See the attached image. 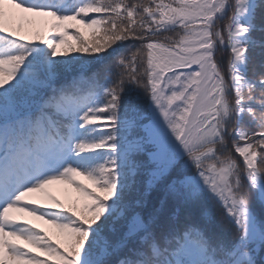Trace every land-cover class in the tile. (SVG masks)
<instances>
[{
  "label": "snow or ice",
  "instance_id": "snow-or-ice-1",
  "mask_svg": "<svg viewBox=\"0 0 264 264\" xmlns=\"http://www.w3.org/2000/svg\"><path fill=\"white\" fill-rule=\"evenodd\" d=\"M0 264H264V0H0Z\"/></svg>",
  "mask_w": 264,
  "mask_h": 264
},
{
  "label": "rangeland",
  "instance_id": "rangeland-1",
  "mask_svg": "<svg viewBox=\"0 0 264 264\" xmlns=\"http://www.w3.org/2000/svg\"><path fill=\"white\" fill-rule=\"evenodd\" d=\"M47 192L49 195L55 197L56 199L61 200V202L64 203L65 205L70 202V200L72 199V195H73V193H71L70 190L68 193H66L63 186H57V185L50 186ZM32 199H33L32 206L50 203V201H48V199L43 195L35 196ZM18 219L26 220L28 223L33 224V225H36V224L40 225V223L42 222L39 220H35L34 218L26 216V215H19Z\"/></svg>",
  "mask_w": 264,
  "mask_h": 264
},
{
  "label": "trees",
  "instance_id": "trees-1",
  "mask_svg": "<svg viewBox=\"0 0 264 264\" xmlns=\"http://www.w3.org/2000/svg\"><path fill=\"white\" fill-rule=\"evenodd\" d=\"M70 31H74V30H70ZM82 31L85 32V36L88 38V39H91V35L88 33V30H83ZM71 43H75V41H70ZM75 199V193H73V196H72V199L70 200V202L68 204H66L65 206H68L72 200ZM46 232H48V234L53 238V240H56L57 242H61V238L58 237V235L56 234V231L55 229L51 228L50 226H47L46 227ZM43 258V257H42Z\"/></svg>",
  "mask_w": 264,
  "mask_h": 264
}]
</instances>
